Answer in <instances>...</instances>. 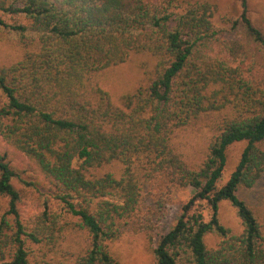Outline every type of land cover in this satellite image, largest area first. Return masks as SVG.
Segmentation results:
<instances>
[{
	"label": "trees",
	"instance_id": "16d2710c",
	"mask_svg": "<svg viewBox=\"0 0 264 264\" xmlns=\"http://www.w3.org/2000/svg\"><path fill=\"white\" fill-rule=\"evenodd\" d=\"M9 1L0 0V10L28 23L11 25L21 59L0 65V136L9 145L0 151V195L9 197L0 264H34L28 242L57 252L74 231L83 242L61 250L57 264H122L111 241L130 230L156 238L165 198L143 207L152 199L143 189L156 178L167 191L194 189L157 239L156 264H264V225L240 196L264 174V31L249 0L223 26L209 0ZM132 53L149 54L155 64L117 106L98 77ZM201 124L211 132L208 151L190 163L178 138ZM243 140L240 162L219 185L228 147ZM10 151L64 213L47 198L39 213L22 219L14 180L24 179ZM113 164L123 166L119 176L98 171ZM225 200L243 231L221 222ZM46 255L42 264H52Z\"/></svg>",
	"mask_w": 264,
	"mask_h": 264
},
{
	"label": "rangeland",
	"instance_id": "374dc122",
	"mask_svg": "<svg viewBox=\"0 0 264 264\" xmlns=\"http://www.w3.org/2000/svg\"><path fill=\"white\" fill-rule=\"evenodd\" d=\"M189 1V0H181ZM195 1V0H191ZM216 7L215 21L218 25H226L229 19H234L239 16L242 11L241 0H209ZM9 3L10 1L7 0ZM250 15L255 23L264 31V0H249ZM0 15L7 23V26L0 27V65H8L22 57V49L18 44V34L14 32L11 25L16 23H28V19L23 15H14L0 10ZM263 62V61H262ZM264 63V62H263ZM155 59L149 54L132 53L129 59L116 67L107 69L99 75L100 85L106 89L115 105L122 106V96L127 92L134 91L140 85L145 77L144 70L154 66ZM205 124V123H204ZM200 127L189 128L180 132L178 141L181 149L184 151L186 158L190 163H199L204 160L208 151L211 132L206 125ZM247 145V141H238L231 144L227 149L226 167L223 178L219 185L225 183L231 176L232 172L237 167L241 160L242 153ZM9 145L0 136V151L4 153ZM10 156L19 166L22 178L14 180L17 188L21 190L22 200L20 202V210L22 219L28 220L43 209V204L47 198L53 211L64 213V209L54 199H51L50 192L40 184L33 183L34 176L29 167L24 169L23 158L17 153L10 151ZM123 166L121 164L105 165L99 168L100 174L107 171L115 172L120 175ZM163 182L160 178L151 180L144 187L143 192L148 194L152 199H145L143 207L151 206L152 201L157 200L158 196L165 198L164 212L159 227L155 233V240H150L143 232L126 231L119 239L111 241L110 247L113 253L122 264H156L154 247L159 237L166 234L178 219L181 207L194 194L192 187H173L170 190L162 189ZM166 192V193H165ZM240 196L243 197L250 206L255 210L260 222L264 225V174L261 179L251 189H243L240 191ZM146 197V196H145ZM204 214L208 219L211 210L204 202ZM9 208V197L0 195V221L3 215ZM219 216L221 222L228 227L235 229L238 232L243 231L244 226L239 217L236 208L227 200L220 203ZM12 218V216H10ZM77 222V219H74ZM81 232L74 231L69 234L67 239L62 242L61 250H69L76 246H80L83 242ZM210 245H214L217 239L214 235H209L207 238ZM31 249L30 259L34 264H42L43 254L47 253L45 259L51 261L52 264H57L64 259L63 251L49 252L47 247L40 246L28 242Z\"/></svg>",
	"mask_w": 264,
	"mask_h": 264
}]
</instances>
